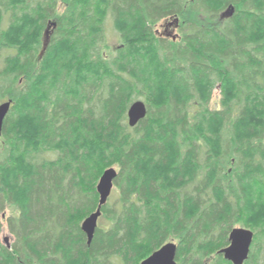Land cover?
<instances>
[{
  "label": "trees",
  "instance_id": "obj_1",
  "mask_svg": "<svg viewBox=\"0 0 264 264\" xmlns=\"http://www.w3.org/2000/svg\"><path fill=\"white\" fill-rule=\"evenodd\" d=\"M170 18L178 39L155 30ZM138 99L147 117L130 127ZM9 101L0 264H141L170 242L178 264H231L237 226L255 233L245 264H264V0H0ZM114 167L89 244L82 223Z\"/></svg>",
  "mask_w": 264,
  "mask_h": 264
},
{
  "label": "water",
  "instance_id": "obj_2",
  "mask_svg": "<svg viewBox=\"0 0 264 264\" xmlns=\"http://www.w3.org/2000/svg\"><path fill=\"white\" fill-rule=\"evenodd\" d=\"M234 12L230 9L229 15ZM12 101L5 102L0 105V140L3 134L5 120L11 110ZM147 105L143 101L134 102L128 111V121L130 127L137 126L142 120L147 117ZM118 177V171L115 168H110L104 172L97 185L99 194V206L95 212L89 215L82 223V231L88 237V243L93 241L98 222L102 215V207L105 206L114 189V182ZM254 233L245 228H235L232 230L229 240L230 246L220 251L227 261L233 264H245L249 259L251 247L254 241ZM4 242L10 247V240L4 239ZM177 245L170 242L154 252L150 257L144 260L141 264H178L176 261Z\"/></svg>",
  "mask_w": 264,
  "mask_h": 264
},
{
  "label": "rangeland",
  "instance_id": "obj_3",
  "mask_svg": "<svg viewBox=\"0 0 264 264\" xmlns=\"http://www.w3.org/2000/svg\"><path fill=\"white\" fill-rule=\"evenodd\" d=\"M228 13H229V10L226 11V14L228 15L227 17L230 16ZM181 24H182V22L180 21V19L175 20L174 18H170V19L164 20L161 23H159L157 25V27L155 28V30L159 36L168 37L170 39H178V37L180 36L179 27ZM51 30H52V28H50L49 31H51ZM120 44H121V42H120L119 36H118L117 32L115 31V29L113 28L111 21H109L106 25V43H105V47H104V53L107 56H113L116 53V50L120 46ZM136 101H143V100L138 99ZM220 102H221V94H220L219 90H216L213 93V97H212L211 103L209 105V109L210 110H217V109L220 110L221 109ZM114 168L118 171L117 167H114ZM10 214H11V212L9 210H7L4 215L6 217H9ZM2 224H3L2 225L3 226L2 241L4 242V239L8 238L10 240V245H11V244H13L14 239H13V236L8 231L6 220L2 221ZM237 227L242 228L240 226H237ZM259 248H260V246H257V248L254 252V255L257 256L260 253Z\"/></svg>",
  "mask_w": 264,
  "mask_h": 264
},
{
  "label": "flooded vegetation",
  "instance_id": "obj_4",
  "mask_svg": "<svg viewBox=\"0 0 264 264\" xmlns=\"http://www.w3.org/2000/svg\"><path fill=\"white\" fill-rule=\"evenodd\" d=\"M230 11V8H227L224 12H223V16L224 17H227L228 15L226 14V11ZM230 17V16H229ZM6 216L4 215V217L3 218H5ZM235 228H238V227H235ZM234 228V229H235ZM243 228V227H242ZM245 229H247V228H245ZM253 232V231H252ZM254 233V232H253ZM254 235H255V233H254ZM230 237V236H229ZM254 241H255V236H254ZM254 241H253V244H252V247H253V245H254ZM5 243V242H4ZM174 243V242H173ZM6 244V243H5ZM168 244V243H167ZM176 244V243H175ZM177 245V244H176ZM230 246V240H229V244H228V246L227 247H229ZM227 247H225V248H227ZM252 247H251V251H250V256H249V258L251 257V253H252ZM224 249V248H223ZM224 257V256H223ZM225 259V258H224ZM249 260V259H248ZM247 260V261H248ZM177 261V260H176ZM246 261V262H247ZM230 262V261H229ZM231 264H233L232 262H230Z\"/></svg>",
  "mask_w": 264,
  "mask_h": 264
}]
</instances>
